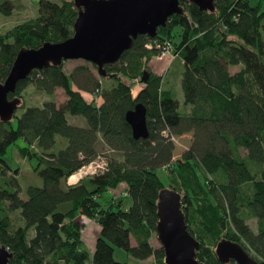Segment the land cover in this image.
I'll return each mask as SVG.
<instances>
[{
  "label": "trees",
  "instance_id": "1",
  "mask_svg": "<svg viewBox=\"0 0 264 264\" xmlns=\"http://www.w3.org/2000/svg\"><path fill=\"white\" fill-rule=\"evenodd\" d=\"M13 1L0 0V13L11 15ZM179 3L182 12L169 16L155 37L138 35L118 61L104 65L107 76L86 63L66 72L62 62L33 69L8 93L20 97L18 106L24 105L28 85L48 96L41 105L26 106L16 127L13 117L0 120V243L11 253L8 264H128L114 258L115 246L135 260L152 257L148 264H165L162 247L149 241L163 187L181 193L187 229L200 241L197 259L237 264L219 261L206 245L226 237L264 264V10L259 0H214L212 11L188 0ZM51 10L45 18L21 20L0 32V81L21 47L72 35L73 1L61 0ZM165 40L183 65L182 109L163 75L147 66L158 50L145 44ZM135 77L141 87L133 94ZM56 88L65 94L60 104L54 100ZM136 102L146 106V138H133L124 117ZM67 114L82 115L86 124H71ZM17 138L25 142L21 154L36 159L32 168L42 180L25 188V198L17 169L4 159ZM98 143L109 152L106 169L67 183L97 156ZM121 184L127 206L124 197H110L106 205L98 201ZM82 217L99 226L92 253L81 238Z\"/></svg>",
  "mask_w": 264,
  "mask_h": 264
},
{
  "label": "water",
  "instance_id": "2",
  "mask_svg": "<svg viewBox=\"0 0 264 264\" xmlns=\"http://www.w3.org/2000/svg\"><path fill=\"white\" fill-rule=\"evenodd\" d=\"M77 14L73 32L68 38L45 41L39 47H21L12 62L9 72L0 81V120L7 122L20 103V97H8L14 93L16 84L33 69L57 66L68 59H82L96 67L99 76H107L105 64L120 58L130 48L138 35L155 37L159 26H164L168 17L181 13L179 0H72ZM201 10L212 11L214 0H188ZM115 75V74H109ZM147 77L146 71L142 79ZM146 106L136 102L125 114L133 138L148 136ZM157 221L155 232L163 249L165 264H206L196 257L199 239L187 229L181 204V193L170 187L158 191L156 202ZM214 252L221 262L237 264H261L240 243L225 237L219 239ZM11 253L0 243V264H8Z\"/></svg>",
  "mask_w": 264,
  "mask_h": 264
},
{
  "label": "rangeland",
  "instance_id": "3",
  "mask_svg": "<svg viewBox=\"0 0 264 264\" xmlns=\"http://www.w3.org/2000/svg\"><path fill=\"white\" fill-rule=\"evenodd\" d=\"M250 3H255L257 0H249ZM261 2L260 6L261 9L264 10V0H259ZM15 4V7L13 8V12L11 15H4L0 13V32L5 31L6 29L10 28L13 24L20 22L21 20L29 19V18H42V17H47L54 11H52L53 6H60L61 0H14L13 1ZM50 8V9H49ZM262 38L264 40V31L262 30ZM167 54V53H166ZM169 55H174L172 52L169 53ZM155 57L159 58L158 56L155 55ZM79 63H86L88 64L93 71L96 73V69L92 67L90 62L84 61L82 59H68L63 61V69L66 72H69L75 65ZM239 67L238 66H230V71L233 72L237 70ZM183 69L182 63H180V60L176 58L172 63H170L169 70L166 69L165 73L163 74L164 78V85L171 84V87L173 89V94L175 97L178 99L180 107L182 109L183 105V94L180 86V77L179 74ZM98 75V74H97ZM139 77H135L132 81L131 84V93H135L140 87H141V82L139 81ZM108 80H104V84H108ZM73 87H75L73 85ZM76 88V87H75ZM87 95V94H86ZM89 99L91 98V95L87 96ZM48 96L44 94L43 92L36 90L32 85H28L27 88L22 92V101L24 103L23 106H18L15 111L14 115L12 118V124L14 127H16V117L19 116L25 109L26 106L30 105H41L44 100H46ZM98 99V100H97ZM54 100L56 104H60L65 100V94L61 88H56L55 89V94H54ZM100 101V98L97 97L94 102L98 103ZM67 119L71 124H77V125H85L86 121L85 118L82 115H70L67 114ZM60 137L57 136V139ZM188 139V138H187ZM25 142L22 138H17L14 143H12L6 150V153L4 155V159L6 160L8 166L11 169H17L15 171L18 183L21 186L22 192L20 193V196L22 198H25V188L28 185H41L42 180L41 177L38 175L36 170H33L32 166L35 164L36 159L35 158H26L24 157L19 148L24 146ZM32 148L36 149L35 146H31ZM98 154L95 157V160H106V158L109 155V152L100 144L98 143L97 146ZM181 150V146L177 148V151L175 154ZM176 157V156H175ZM94 159V158H93ZM165 169L163 168L162 170H159V173L161 175L164 174ZM164 179V178H163ZM78 181V180H77ZM68 182V178L66 180ZM75 183V182H74ZM166 183V182H165ZM70 184V183H69ZM123 184H121L119 187L114 188V189H109L105 192H103L99 197L98 201L104 205L107 204L109 198H113L115 201L123 198L126 195H123L122 189H123ZM167 186V185H166ZM130 203V200L126 197H124V204L127 206V204ZM82 220L84 222L83 228H82V239L84 241V246L86 247L87 250H89L90 245V232L91 227L94 226L92 223L94 220H90L88 218L82 217ZM249 224L252 228H255V220L250 219ZM84 231V233H83ZM223 238V237H221ZM226 238V237H225ZM131 240L134 241L133 237H131ZM151 245L153 247H159L160 243L157 240L156 237V232L154 231L149 239ZM217 242L214 244H211V242H206V245L210 246L213 250L215 248ZM250 253V252H249ZM113 256L116 260L119 261H127L128 264H148L153 262V258L149 257L144 260H135L127 255V253L119 247H114L113 250Z\"/></svg>",
  "mask_w": 264,
  "mask_h": 264
},
{
  "label": "built area",
  "instance_id": "4",
  "mask_svg": "<svg viewBox=\"0 0 264 264\" xmlns=\"http://www.w3.org/2000/svg\"><path fill=\"white\" fill-rule=\"evenodd\" d=\"M145 47L147 48L154 47L155 49H157L158 53L156 54V56H158L159 58L162 57L164 54L170 53L172 51L171 43L167 40L162 42L159 41L148 42L145 44ZM106 167H107V162L105 160H95L94 158L89 162L85 163L84 165H82L73 174L69 175L68 182L70 181L69 183H74L86 175L97 174L99 172L104 171ZM71 176H75V177L71 179ZM121 193L123 195L127 194V192L124 189H122Z\"/></svg>",
  "mask_w": 264,
  "mask_h": 264
},
{
  "label": "crops",
  "instance_id": "5",
  "mask_svg": "<svg viewBox=\"0 0 264 264\" xmlns=\"http://www.w3.org/2000/svg\"><path fill=\"white\" fill-rule=\"evenodd\" d=\"M176 58L177 57H175V56L172 57V55H169V53L164 54L160 58H157L155 56H152L147 61V66L149 67V69L153 73L159 74V75H163L165 73L166 69L169 70L170 63H172ZM178 60H180V59H178ZM180 63H182L181 60H180ZM180 74H181V72H180ZM180 74H179L178 77H180ZM168 86L171 87V84H168ZM90 220H92V219H90ZM92 223L94 224V226L91 227V230L92 231L90 232V236H91L90 237V245L91 246L89 247V250H88L90 253H92V251H93L95 239H96V236L98 235V232H99V226H98V224L95 221H93ZM83 233H84V231H83ZM81 238H83L82 235H81ZM82 241H83V239H82ZM83 244H84V241H83ZM131 244L134 245L135 244V241H132L131 240Z\"/></svg>",
  "mask_w": 264,
  "mask_h": 264
},
{
  "label": "bare ground",
  "instance_id": "6",
  "mask_svg": "<svg viewBox=\"0 0 264 264\" xmlns=\"http://www.w3.org/2000/svg\"><path fill=\"white\" fill-rule=\"evenodd\" d=\"M75 176H71V179H73Z\"/></svg>",
  "mask_w": 264,
  "mask_h": 264
}]
</instances>
